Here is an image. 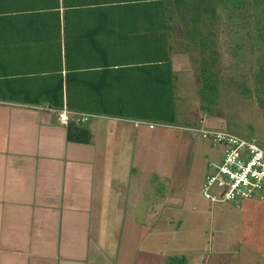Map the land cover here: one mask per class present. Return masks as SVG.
I'll list each match as a JSON object with an SVG mask.
<instances>
[{"label":"trees","instance_id":"trees-1","mask_svg":"<svg viewBox=\"0 0 264 264\" xmlns=\"http://www.w3.org/2000/svg\"><path fill=\"white\" fill-rule=\"evenodd\" d=\"M120 8L149 11V65L84 60L94 57L97 44L104 41L120 43L121 50L128 46L130 38L95 26L106 16L115 17ZM11 22L33 28L0 29V100L68 110L69 142L88 144L92 138L91 118L81 121L73 112L174 125L177 75L171 57L176 51L185 53L195 67L204 114L215 116L219 88H227L253 100L264 116V0H0V26L10 27ZM223 25L233 36V74L223 72L218 52ZM22 35L26 38L21 42ZM169 261L186 264L187 257Z\"/></svg>","mask_w":264,"mask_h":264},{"label":"crops","instance_id":"crops-1","mask_svg":"<svg viewBox=\"0 0 264 264\" xmlns=\"http://www.w3.org/2000/svg\"><path fill=\"white\" fill-rule=\"evenodd\" d=\"M114 12L115 17L106 16L105 21L96 22L95 26L97 30L118 31L115 35L121 33L130 38L128 46L121 50L120 43L114 46L112 41L110 46L104 41L97 44L100 46L94 57L89 55L84 60L131 62L138 67L149 65L152 61V24L146 16L149 11L120 8ZM11 23L10 27L0 26V29L33 28L28 24ZM89 26L93 25L89 23ZM23 35L21 42L26 38ZM7 58L3 61H8ZM171 60L177 75L179 58L175 52ZM142 71L141 76L148 79L147 71ZM130 76L135 78L136 74L133 72ZM56 111L59 110L45 103L0 100V264H136L130 257L129 262L125 261L120 239H130L129 243L134 244L137 234H142L141 229L143 238L148 232L138 223L169 220L163 214L162 198L155 196L151 202V193L146 192L147 179H151L152 174L164 176L166 165L160 162L139 180L142 184L137 185L140 192L134 200L143 195L141 207L132 200L134 195L130 196V188L127 200L123 201L126 193L121 176L126 178L132 172V183H136L137 166L133 163L140 160L149 146L142 127L132 122L137 119L94 116L88 121H92L91 142L82 144L66 140V124L55 119ZM203 140L221 149L218 158L207 163L201 194L209 165L220 161L223 153L221 145ZM93 158H98L95 173L90 164ZM135 188L132 186V191ZM121 205L127 207L122 210L123 214ZM173 219L170 221L176 222ZM136 227L140 233L136 234ZM190 260L188 264H193ZM141 262L163 264V258L160 252L149 250L144 252Z\"/></svg>","mask_w":264,"mask_h":264},{"label":"rangeland","instance_id":"rangeland-1","mask_svg":"<svg viewBox=\"0 0 264 264\" xmlns=\"http://www.w3.org/2000/svg\"><path fill=\"white\" fill-rule=\"evenodd\" d=\"M219 32L217 42L222 70L225 74H233V57L230 53L233 36L225 25ZM175 54L179 58L176 63V122L172 126H156L152 129L147 125H139L150 147L146 148V153L139 157L138 162L135 160L133 163L137 166L136 183H132V172L126 178L121 176L126 193L122 200H127L129 188L134 200L140 192L137 185L142 184L139 180L145 172L157 168L163 162L166 165L164 176L152 174V178L146 181V192L151 193V202L155 196L162 198L163 214L169 220L166 223H138L148 232L143 238L141 227V235L137 234L140 232L136 227L134 244L129 243L130 239H120V245L123 241L121 249L124 248L125 261L129 262L130 257L131 262L142 264L144 252L151 250L160 252L163 264H176L169 261V258L182 255L187 257L186 264L190 259L193 264H264V193L262 199H246L239 207L229 202L211 203L205 199L200 191L202 177L207 163L218 158L221 148L212 146L190 130L205 126L202 123L204 121L216 129L253 138L264 148L263 113L253 100L243 99L237 90L219 88L217 104L214 105L215 116L204 114L200 109L201 84L194 77L195 67L185 53L176 51ZM88 125L90 127L92 121ZM97 163L98 158H93L90 162L94 168L93 173ZM138 163L144 165L140 166ZM123 168L122 166L121 172ZM132 186L136 187L134 191ZM142 199L143 195L139 200H134L138 208L142 205ZM120 209L123 214L122 210L127 207L121 205ZM136 214L139 218L138 211ZM173 218L176 222L170 221H174ZM119 225L124 231L122 223ZM146 257L149 258L147 254Z\"/></svg>","mask_w":264,"mask_h":264},{"label":"built area","instance_id":"built-area-1","mask_svg":"<svg viewBox=\"0 0 264 264\" xmlns=\"http://www.w3.org/2000/svg\"><path fill=\"white\" fill-rule=\"evenodd\" d=\"M55 111V110H54ZM58 120L66 124V109L56 111ZM79 120L86 121L95 115L73 112ZM135 126L149 128L168 126L158 121L132 120ZM194 135L223 147L220 161L209 165L202 184L203 196L214 203L229 202L236 207L246 199L263 198L264 193V149L257 143L230 131L204 126L190 129Z\"/></svg>","mask_w":264,"mask_h":264},{"label":"water","instance_id":"water-1","mask_svg":"<svg viewBox=\"0 0 264 264\" xmlns=\"http://www.w3.org/2000/svg\"><path fill=\"white\" fill-rule=\"evenodd\" d=\"M54 117H55V119L58 118V114H57V112L54 113Z\"/></svg>","mask_w":264,"mask_h":264}]
</instances>
